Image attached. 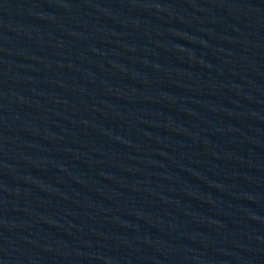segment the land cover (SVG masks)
<instances>
[{
    "label": "water",
    "instance_id": "1",
    "mask_svg": "<svg viewBox=\"0 0 264 264\" xmlns=\"http://www.w3.org/2000/svg\"><path fill=\"white\" fill-rule=\"evenodd\" d=\"M264 222V0H0V264H201Z\"/></svg>",
    "mask_w": 264,
    "mask_h": 264
}]
</instances>
